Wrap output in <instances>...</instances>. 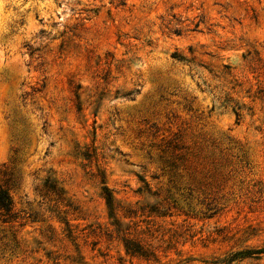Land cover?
Wrapping results in <instances>:
<instances>
[{
  "label": "rangeland",
  "instance_id": "1",
  "mask_svg": "<svg viewBox=\"0 0 264 264\" xmlns=\"http://www.w3.org/2000/svg\"><path fill=\"white\" fill-rule=\"evenodd\" d=\"M0 186V264H264V0H0Z\"/></svg>",
  "mask_w": 264,
  "mask_h": 264
},
{
  "label": "trees",
  "instance_id": "2",
  "mask_svg": "<svg viewBox=\"0 0 264 264\" xmlns=\"http://www.w3.org/2000/svg\"><path fill=\"white\" fill-rule=\"evenodd\" d=\"M168 148H172L176 150L177 146H171V142H168L166 144ZM103 193H104V200L105 204L110 212V215L113 213V197H112V192L109 190L107 187L103 188ZM13 202L7 192L3 187L0 186V216L3 217V222H10L15 220L17 217L15 213H13ZM123 247L125 251L128 253L136 254L140 257L148 258L150 256L149 253H147L146 250L143 249L139 244L127 240L124 241ZM264 253V249H259L255 251H246L244 253H236L233 255V257H236L238 255H245V256H250V255H258Z\"/></svg>",
  "mask_w": 264,
  "mask_h": 264
}]
</instances>
